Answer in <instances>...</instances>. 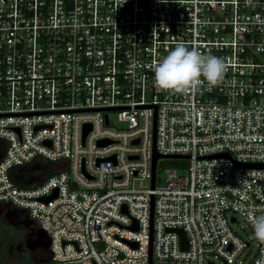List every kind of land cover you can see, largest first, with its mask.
I'll return each instance as SVG.
<instances>
[{"label":"built area","instance_id":"obj_1","mask_svg":"<svg viewBox=\"0 0 264 264\" xmlns=\"http://www.w3.org/2000/svg\"><path fill=\"white\" fill-rule=\"evenodd\" d=\"M180 42L223 79L157 88ZM0 145V207L44 232L49 264H235L251 242L256 264L264 0H0Z\"/></svg>","mask_w":264,"mask_h":264},{"label":"clouds","instance_id":"obj_2","mask_svg":"<svg viewBox=\"0 0 264 264\" xmlns=\"http://www.w3.org/2000/svg\"><path fill=\"white\" fill-rule=\"evenodd\" d=\"M226 71L227 65L222 58L203 55L196 47L189 49L180 42L156 64L154 85L165 91L183 92L200 85L201 77L209 85H215L223 79ZM247 219L252 225L254 238L264 244V214L257 216L249 211ZM256 264H264V253Z\"/></svg>","mask_w":264,"mask_h":264},{"label":"flooded vegetation","instance_id":"obj_3","mask_svg":"<svg viewBox=\"0 0 264 264\" xmlns=\"http://www.w3.org/2000/svg\"><path fill=\"white\" fill-rule=\"evenodd\" d=\"M2 209H5L4 211L6 212V214L5 217L0 214V226L5 227L8 225L9 227L4 237L6 238L4 244H7L8 242L11 243V247H9V249H11L13 244H15L14 246H17L19 244H23V242L26 241L22 253L18 254L17 257H15L14 262L15 264H18V260L25 255H28V253L33 256L37 254V251L39 252L38 249L41 248L40 243L35 241L36 235L39 233V230L35 226L33 221L28 220L26 214L23 211L12 209L11 207L7 206L0 207V210ZM28 241H30V246L27 243ZM2 244L3 240H0V246ZM12 260L13 259L8 261V263H11Z\"/></svg>","mask_w":264,"mask_h":264},{"label":"rangeland","instance_id":"obj_4","mask_svg":"<svg viewBox=\"0 0 264 264\" xmlns=\"http://www.w3.org/2000/svg\"><path fill=\"white\" fill-rule=\"evenodd\" d=\"M110 115L113 117L114 114L110 113ZM167 165H172V163H168ZM178 169L179 172H183L185 167H176ZM164 170H160L158 171V176L160 178L164 177ZM144 185H148V181H143ZM5 209L0 210V214L2 216L5 217L6 212L4 211ZM227 217H229L231 214L230 213H226ZM2 217V218H4ZM7 220V219H6ZM231 227L236 231L237 234H239L241 237L248 239V237L251 235V232L246 224V222L242 219H238L237 222L231 224ZM9 229L8 225L5 227H1L0 226V240H3V244L0 246V264H15L14 260L15 257H17L18 254L22 253V251L24 250V245L26 243V241L23 242V244H19L17 246H14L15 244H13L12 248L9 249V247H11V243L4 244L6 238L5 235L7 233V230ZM31 241V240H30ZM30 241H28V245L30 246ZM252 241V240H251ZM28 246V247H29ZM250 249L244 254L242 255L235 264H246L251 256V254L253 253L254 250V244L253 242L250 243ZM27 247V245H26ZM11 259L12 262L8 263V261H10ZM215 264H224L221 260L219 259H214L213 260Z\"/></svg>","mask_w":264,"mask_h":264},{"label":"trees","instance_id":"obj_5","mask_svg":"<svg viewBox=\"0 0 264 264\" xmlns=\"http://www.w3.org/2000/svg\"><path fill=\"white\" fill-rule=\"evenodd\" d=\"M0 147H3V145H0ZM171 163V161H170ZM173 164L179 165L178 162H174ZM38 243H40L41 248L38 249L36 255L31 256L29 253L28 255H25L24 257L20 258L18 260V264H49L50 263V257H49V251L47 244V237L46 235H42L40 232L36 235L35 238Z\"/></svg>","mask_w":264,"mask_h":264},{"label":"water","instance_id":"obj_6","mask_svg":"<svg viewBox=\"0 0 264 264\" xmlns=\"http://www.w3.org/2000/svg\"><path fill=\"white\" fill-rule=\"evenodd\" d=\"M89 130H90V126L87 125V127H85V129H84L83 136ZM154 138H155V118H154V124H153V142H154ZM106 142H107L106 140H101L98 143L102 145V144H104ZM159 157H160V155L157 154L156 152H154L153 159H152V186H153V182H154L155 164H156V161H157V159ZM246 166H249V167H251V166H253V167H264V164H248ZM54 196L55 195H52L50 197H47L45 200H49L50 198H53ZM123 211H125V208H123ZM232 220H234V219H232ZM131 228H135L136 229V226H131ZM173 230L176 231L180 235V245H181V248L182 249H186L187 248V241H186V237H185L184 231L181 228H176V229H173ZM39 232L42 235H45L44 232H42L41 230ZM132 244H133V246H135L134 243H132ZM46 246L48 247V240H47Z\"/></svg>","mask_w":264,"mask_h":264}]
</instances>
